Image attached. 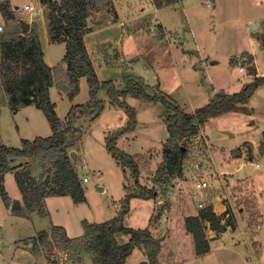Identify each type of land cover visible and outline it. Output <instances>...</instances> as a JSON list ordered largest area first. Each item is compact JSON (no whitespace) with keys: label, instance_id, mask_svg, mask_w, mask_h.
Wrapping results in <instances>:
<instances>
[{"label":"rangeland","instance_id":"rangeland-1","mask_svg":"<svg viewBox=\"0 0 264 264\" xmlns=\"http://www.w3.org/2000/svg\"><path fill=\"white\" fill-rule=\"evenodd\" d=\"M1 3H6L8 10L4 13L0 7V37L17 29L22 31L15 29L19 23L31 19L32 28H38L40 21L38 38L44 60L56 66V82L65 81L61 59L64 45L49 43L46 26L43 27L47 5L39 0H0ZM24 4H33L35 8L25 11ZM95 7L90 8L87 17L93 19L91 29L103 21ZM159 12L171 30L168 36H161L162 30L156 28L158 32L136 37L129 43L128 58L120 57L116 49L107 54L111 45L99 46L103 56L95 61L94 56L90 57L99 81L111 80L123 88L125 76L139 77L148 85L149 94H162L170 103L191 113L206 104L215 92H237L255 76L264 75V42L260 39H264V0H172ZM10 14L13 17H8ZM154 16L153 10L148 11V22ZM92 54H97L96 46ZM211 59L215 63L209 62ZM253 66L255 75L249 74ZM57 83L50 87L49 95L56 114L63 119L70 106L89 100V88L87 79L82 77L77 94L69 99ZM256 91L254 98L245 104L246 111L236 109L209 117L195 135L179 139L178 146L185 154L181 169L173 164L172 173L161 168L165 165V153L172 149V145L166 146L164 104L160 100L125 97L136 111L137 122L131 132L117 139L116 146L134 157L140 184L155 188L156 196L149 200L131 199L123 223L133 228L146 227L153 236L161 238L157 264H193L197 254L190 234L184 230V219L209 204L216 211L214 204L218 203L224 209L230 208L228 215L220 217L221 221L225 222L231 213L235 225L229 226L230 230L220 238L226 242L223 249L216 239L222 233L205 226L207 238L210 240L209 235L214 233L216 240L211 243L212 254H204L200 262L244 264L239 255L245 264H264V85ZM97 98L103 100L100 115H76L73 121L80 127L81 136L69 154L83 188L81 201H74L70 195L47 196L41 202L42 215L37 209H27L14 171L5 174L4 196L0 190V264H93L94 253L78 239L84 231L82 222L112 219L122 198L138 190L129 171L106 148L107 134L125 125V115L104 90L98 91ZM51 133L47 118L34 103L18 111L10 108L0 79V144L19 147L22 139L44 138ZM12 165L29 169L40 187L54 185V167L49 159L18 158ZM84 176L88 179L85 183ZM199 181H205V188H198ZM256 207L263 216L262 227L258 224ZM54 225L62 226L71 238L66 248L50 235L39 239V231L50 233ZM256 234L258 241L254 240ZM29 236H35V240L27 245L30 241L24 238ZM116 239L124 243L127 236L116 233ZM238 241H244V246L248 243L250 250L237 245L235 249L240 253L230 256L234 251L227 242ZM142 261L150 264L139 248L126 258V264Z\"/></svg>","mask_w":264,"mask_h":264},{"label":"trees","instance_id":"trees-1","mask_svg":"<svg viewBox=\"0 0 264 264\" xmlns=\"http://www.w3.org/2000/svg\"><path fill=\"white\" fill-rule=\"evenodd\" d=\"M47 5L44 12L46 30L50 42H64L65 53L62 61L66 64L65 81L56 82V66L48 65L44 60L37 34V28H30L26 33L12 31L0 37V79L8 98V104L13 111L34 103L47 118L51 135L36 137L33 140L22 139L19 147L0 144V190L3 188L4 175L14 171L16 184L19 187L24 204L28 210L41 209L42 199L51 195H70L76 202L83 199V188L80 178L72 164L69 150L81 136V129L74 125L76 115L98 116L103 110V100L97 98L99 90H104L107 98L125 115V125L108 133L105 141L110 154L126 168L138 190L131 191L122 198L117 215L110 220L99 223L83 221V234L78 237L87 250L94 253L93 264H126V258L135 248L142 249L150 264H157L161 247V238L152 235L148 228H133L124 225V217L129 212L130 201L133 198L149 200L156 196V189L149 188L139 182V166L134 157L116 146L119 137L131 132L136 126V111L125 101L126 96L149 101L160 100L165 106V121L168 137L166 146L172 149L165 153V165L162 169L173 172V164L181 169L185 150L178 146V140L195 135L204 121L209 117L223 112L242 109L249 101L256 88L264 84V75L255 76L244 84L237 92L228 93L224 90L215 92L209 101L193 112H185L178 105L170 103L162 94H149L148 85L139 77L125 76L123 88L111 80L99 81L92 60L84 44L83 36L90 31L86 19L90 8L96 6L98 0H39ZM2 12L6 13L4 4H0ZM8 17H12L10 14ZM264 42V39H262ZM253 56H250V62ZM232 62V60H230ZM249 74L255 75V67L249 68ZM86 77L90 101L87 105H74L67 113L66 120H61L55 111V103L50 99L49 89L57 83V87L68 97L77 94L79 79ZM264 135V131H263ZM35 157L40 161L49 159L54 167L52 186L40 187L29 169H19L20 165H12L18 158ZM178 169V172L179 170ZM230 212V209L227 210ZM216 215L212 205L200 209L198 214L185 217L184 226L192 235L195 253L203 255L210 250L205 226L216 233L225 231L226 226H234L233 215L230 213L224 223ZM231 216V217H230ZM116 233L127 236L124 243L118 242ZM39 239L47 236L58 240L64 248L71 238L66 235L62 226L54 225L50 233L39 231ZM35 240V236L27 238Z\"/></svg>","mask_w":264,"mask_h":264},{"label":"crops","instance_id":"crops-1","mask_svg":"<svg viewBox=\"0 0 264 264\" xmlns=\"http://www.w3.org/2000/svg\"><path fill=\"white\" fill-rule=\"evenodd\" d=\"M134 2H135V4H134ZM170 2H172V0H104L103 3L102 2L100 3L99 1H97L95 8L98 9V12H100L99 19H101L105 22L102 21L98 24V26L91 29L90 27H92L91 24H92L93 19L92 20H88L89 18L86 19L87 26L90 28V31L84 34L83 40H84V44L86 46V49H87L89 56L90 57L94 56L95 57L94 61L96 59L100 58L101 56H103L102 53L104 54V52L102 51V49L99 46L102 44H105V45H111L112 46L111 49H106L107 54L110 55L111 51L114 53V49H116V51H118V54L120 55V57L128 58L129 57L128 55H130V54H128L126 52L129 51V43L132 41H135L136 37L143 35V34H145V35L149 34L150 32L153 33L152 31L158 32L157 31L158 28L162 30L159 32V34L161 36L163 34L168 36V34L171 33V30L168 29V23L166 22L165 18L161 15V13L159 11L163 7L168 6L170 4ZM4 5H5L4 9H5V11H7L8 5L6 3H4ZM151 10H153V12L155 13L156 16H154L153 21L148 22V19H147L148 11H151ZM11 13L13 14L12 11H11ZM12 17H13V15H12ZM30 21H31V19L27 21V22H29L28 23L29 29H30V27L32 28V26L30 25L31 24ZM37 24L39 25L37 28V34H38L39 29L42 26V23L39 21ZM146 25H148V26L146 27ZM0 26H1V24H0ZM45 26H46V24L43 25L44 28H45ZM17 28L22 29V25L19 23V25L15 29H17ZM14 31H16V30H14ZM48 41H49V39H48ZM49 43L53 44L54 42L49 41ZM56 43H63V45H64V42H56ZM95 46H96V52H97L96 55L92 54L93 50L95 49ZM41 48H42V46H41ZM64 48H65V45H64ZM113 53H112V55H113ZM63 56H64V54H63ZM63 56H62V58H63ZM211 61H214V63H215V60H212V59L209 60V62H211ZM63 64H64V66H62V69L65 70L66 64L64 62H63ZM92 64H94V62H92ZM48 65L54 66L52 64H48ZM263 85L264 84H262L261 86H263ZM261 86H259V87H261ZM257 91L256 90L254 91V93H253L254 95L252 94L253 96L250 97V100H252L254 98L255 93ZM75 95H73L72 97H68V96L67 97L69 99H71ZM89 101H90V98L87 102H89ZM87 102H85L84 104H86ZM75 105H82V104H75ZM72 106H74V105H72ZM72 106H70V108ZM70 108H69V110H70ZM66 116H67V114L61 120H66ZM225 132L228 133L230 135V137H232V134L230 132H228V131H225ZM236 159H238V158H236ZM240 160H242V159H240ZM245 164L246 163L243 161L241 167L244 168ZM9 173H12V172L10 171ZM238 178H244V177H238ZM4 179H5V175H4ZM257 206H258V202H257ZM214 208H215L214 210L219 211V212L214 211V213L216 215H221L219 213L223 212L222 214L225 213V215H223V216L228 215L227 210L230 209L228 206H226L224 209L223 205L219 204V203L217 205L214 204ZM256 208L258 210V212H257L258 216H260L258 219V224L260 225V227H262V222L260 220L263 221V218H262L263 216L259 211V207H256ZM240 209H241V207H240ZM191 215H196V214H191ZM223 222L224 221L222 220L221 223H223ZM206 225L209 226V223L206 222ZM229 226L230 225L226 226L225 231L221 232L222 235L219 238L218 237L216 238L215 237L216 235H214V233H213V235H209L210 250L208 252H206L205 254L210 253L211 251L213 252L214 247L211 246L212 241H214L216 239L220 240V238H223V235L225 234V232H227V230H230V229H227ZM230 227H232V226H230ZM184 230H185V227H184ZM233 231H236V229H234ZM188 234H190V233H188ZM190 236H191V240L193 242V247H194V241H193L192 235L190 234ZM29 237H33V236H29ZM29 237H27V238H29ZM27 238H24V239H27ZM258 239H259L258 234H256L254 237V240L258 241ZM232 241H233V239H232ZM243 242L238 241L237 244L232 243V242H227L228 244L231 243L229 246H231L233 248L231 250L234 251L233 253L232 252L230 253V256L234 257V256H236L235 255L236 253L237 254L240 253L235 248L237 245L244 246ZM218 243H219L218 247H222L221 249H223V247L225 248L226 242H224L223 240H220V241H218ZM29 244H32V242L30 241L27 243V245H29ZM244 247L247 250H248V248L250 250V245L248 243H246V246H244ZM19 249L22 252L24 251L22 248H19ZM212 252H211V254H212ZM237 257L242 258L241 260L245 264L243 257H241V256L239 257V255ZM194 258L195 259L193 261V264H202L200 262V260H202V258H204V254L203 255H197Z\"/></svg>","mask_w":264,"mask_h":264},{"label":"built area","instance_id":"built-area-1","mask_svg":"<svg viewBox=\"0 0 264 264\" xmlns=\"http://www.w3.org/2000/svg\"><path fill=\"white\" fill-rule=\"evenodd\" d=\"M34 8H35V6L33 4H24L22 6V9L25 10V11H33ZM1 29H2V27L0 26V30ZM87 181H88L87 177L84 176L82 178V182L85 183ZM205 185H206L205 181H199L198 186H200V187H198V188L203 189V188H205ZM200 206H202V204H200Z\"/></svg>","mask_w":264,"mask_h":264},{"label":"water","instance_id":"water-1","mask_svg":"<svg viewBox=\"0 0 264 264\" xmlns=\"http://www.w3.org/2000/svg\"><path fill=\"white\" fill-rule=\"evenodd\" d=\"M29 30V24L26 22L22 23V31L23 33H26ZM74 152H71V154H73ZM145 261H142L141 264H144Z\"/></svg>","mask_w":264,"mask_h":264}]
</instances>
